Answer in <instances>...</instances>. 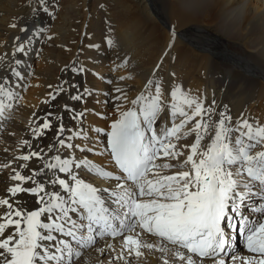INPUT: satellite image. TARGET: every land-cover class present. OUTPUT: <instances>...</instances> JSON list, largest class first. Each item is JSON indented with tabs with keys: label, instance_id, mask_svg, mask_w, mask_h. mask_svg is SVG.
I'll return each mask as SVG.
<instances>
[{
	"label": "snow or ice",
	"instance_id": "snow-or-ice-1",
	"mask_svg": "<svg viewBox=\"0 0 264 264\" xmlns=\"http://www.w3.org/2000/svg\"><path fill=\"white\" fill-rule=\"evenodd\" d=\"M38 4L53 15L49 0ZM42 31L15 37L11 55H27L26 44ZM162 63L163 57L156 69ZM70 71L84 75L87 68L74 61ZM13 76L24 79L17 67L0 76V117L18 98ZM152 77L155 71L134 97L115 85L97 98L116 118L107 129H90L95 136L83 126L92 110L64 103L32 128L20 155L0 162V172L11 169L0 194V264H77L87 249L105 257L98 264H138L145 249L159 253L162 264H264V124L243 113L234 118L215 99L207 103L180 83ZM95 91L64 81L49 97L66 94L86 104ZM89 154L106 155L112 168ZM238 237L243 252L236 251Z\"/></svg>",
	"mask_w": 264,
	"mask_h": 264
},
{
	"label": "bare ground",
	"instance_id": "bare-ground-1",
	"mask_svg": "<svg viewBox=\"0 0 264 264\" xmlns=\"http://www.w3.org/2000/svg\"><path fill=\"white\" fill-rule=\"evenodd\" d=\"M49 6L53 15L39 10L38 0H0V64L8 68L7 73L0 68V76L11 75V67H17L24 77H12L18 98L0 117V162L20 155L22 141L31 138L32 128L43 122L46 112H60L64 103L92 110L83 125L90 136H95L90 129H107L116 117L111 104L104 106L97 98L104 100V93L115 85L134 97L154 71L162 83L175 81L207 103L215 99L219 109L227 106L234 118L243 113L264 124V0H49ZM34 8L38 11L33 12ZM13 23L17 27H11ZM25 26L27 34L21 32ZM41 29L42 34L26 44L27 55H11L19 43L15 37L26 40ZM108 39L113 41L111 46ZM161 57L162 66L156 69ZM16 58L22 60L20 66L15 65ZM74 61L85 65L87 73L73 74ZM120 76L131 79L121 81ZM64 81L79 84L81 91L84 87L96 90L95 94L86 104L71 101L66 94L50 101L49 93ZM64 123L76 130L68 113ZM89 157L112 168L106 155ZM10 172V168L0 172V194L11 183ZM85 178L104 183L91 175ZM118 240L113 241L117 247ZM239 240L236 251L243 252L244 241ZM144 252L138 264H162L159 253ZM102 259L87 249L77 264H98Z\"/></svg>",
	"mask_w": 264,
	"mask_h": 264
},
{
	"label": "rangeland",
	"instance_id": "rangeland-1",
	"mask_svg": "<svg viewBox=\"0 0 264 264\" xmlns=\"http://www.w3.org/2000/svg\"><path fill=\"white\" fill-rule=\"evenodd\" d=\"M80 10V9H79ZM109 11V10H108ZM239 241H243V240H239Z\"/></svg>",
	"mask_w": 264,
	"mask_h": 264
}]
</instances>
